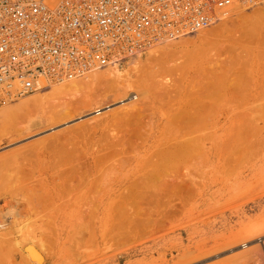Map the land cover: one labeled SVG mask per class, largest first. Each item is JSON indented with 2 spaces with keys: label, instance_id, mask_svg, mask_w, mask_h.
Segmentation results:
<instances>
[{
  "label": "rangeland",
  "instance_id": "rangeland-1",
  "mask_svg": "<svg viewBox=\"0 0 264 264\" xmlns=\"http://www.w3.org/2000/svg\"><path fill=\"white\" fill-rule=\"evenodd\" d=\"M229 16L223 26L214 25L216 31L225 28L217 37L206 35L204 42L198 33L183 37L185 45L170 50L165 66L159 64L165 69L152 66L154 71L161 68L154 72L159 81L147 70L140 72L142 77L134 75L135 87L155 79L161 86L152 87L154 93L145 100L139 96L138 111L131 110L134 89H129L125 97L107 96L67 120L45 122L20 134L0 129V237L12 234L0 239V264L23 263L18 247L10 252L8 247L21 242L30 228L38 247H46L45 264H178L188 262L189 253L188 258H209L225 246L235 250L228 260L251 259L239 245L264 233V5L245 6L244 13ZM165 43L154 48H165ZM98 109L100 115L95 114ZM99 118L102 123L95 124ZM130 131L144 138L136 145L140 147H133L135 152L122 146ZM81 163L91 166L89 179L79 175L86 183L77 174ZM107 163L118 164L113 167L117 176L105 188L109 193L101 189L94 195ZM78 180L86 187L75 193ZM89 189L95 197L86 200L88 209L84 198ZM97 196H102L98 204ZM57 221L70 224L60 227Z\"/></svg>",
  "mask_w": 264,
  "mask_h": 264
},
{
  "label": "built area",
  "instance_id": "built-area-1",
  "mask_svg": "<svg viewBox=\"0 0 264 264\" xmlns=\"http://www.w3.org/2000/svg\"><path fill=\"white\" fill-rule=\"evenodd\" d=\"M264 0H0V108L196 34L234 3Z\"/></svg>",
  "mask_w": 264,
  "mask_h": 264
},
{
  "label": "bare ground",
  "instance_id": "bare-ground-1",
  "mask_svg": "<svg viewBox=\"0 0 264 264\" xmlns=\"http://www.w3.org/2000/svg\"><path fill=\"white\" fill-rule=\"evenodd\" d=\"M264 5V4H263ZM250 8V7H249ZM255 8V7H254ZM248 9V8H247ZM244 11H245V6H243V5H240L238 2H234L229 8H228V15H230L229 17H231V16H233V15H236V14H239V13H244ZM234 18V17H233ZM228 18H227V16L226 17H221V19H219V21L217 22V25L219 24H224V20H227ZM230 20H232V19H230ZM222 22V23H221ZM230 22H228V24H229ZM227 24V25H228ZM231 24V23H230ZM214 25H216V24H214ZM214 25H212L209 29L207 28V29H204V30H201V31H199V32H197L198 33V37L200 38V39H202L201 41H203V40H206V38H208L206 35H210V37L211 36H216L217 37V35H215V34H217V33H219V31H222V29H223V27L220 29L219 27V31L217 30L216 31V29H215V27L216 26H214ZM220 25V26H221ZM214 26V27H213ZM223 26V25H222ZM212 27H213V29H215L213 32H215L213 35H211V33L210 32H208V31H211V29H212ZM225 29V28H224ZM224 29H223V31H224ZM217 32V33H216ZM210 33V34H209ZM221 33V32H220ZM187 37V36H186ZM212 38V37H211ZM214 38V37H213ZM184 38H181L180 40H177V41H175V40H173V41H168V44L167 43H165V44H167V46H165V48H158V49H156V48H154V47H152V48H149V49H146L145 51H143V52H140L136 57H134V58H131V60L130 61H132V62H130L129 60V63L128 62H122V63H116V64H113L112 66H110L109 67V70H108V72L107 73H105V74H99V73H92V74H86L85 76H83V77H78V78H72V79H69V80H65V81H62V82H57V83H54V82H50V83H47V84H45L44 85V89L43 90H41V91H39V92H37L38 94H32L31 96L30 95H28V96H30L29 98H26V99H24V100H21L20 102H18V103H13V104H8V105H6L5 107H2V108H0V129H6L7 130V135H9L8 134V132L10 133L11 132V134L12 133H14V134H20V133H22V132H24V131H30V130H34V129H37V128H40L45 122H49V123H53V122H57V121H63V120H67V119H69L70 117H71V115H72V113H74L75 111H77V110H79V109H83V108H81V107H92L93 105H96V104H98V103H100L101 101H102V99H104L105 97H107V96H110V95H115L116 97H118V99H120V98H123V97H125L129 92H128V90L129 89H134V95H133V97H131L130 98V100L131 101H134L132 104H131V106H132V108H131V110H136L139 106H141V105H137V104H135V102L139 99H141V98H139V96H144L145 98H144V100L146 99V98H148V95L150 94L151 95V91H153L154 89H157L158 87H161V86H159L160 85V83L158 84V85H156L157 83H158V81H159V79L155 76V73L156 72H161V68L162 69H165V67H163V66H160L159 64H161V63H163L164 64V66L166 65V63H164L165 61H163L164 59H165V57H169L171 54H170V50H174V51H176L175 49H178L179 47H181L182 45H185L184 44V42L182 41ZM209 39V38H208ZM184 41H185V39H184ZM167 42V41H166ZM186 42V41H185ZM204 42V41H203ZM206 42V41H205ZM210 43V42H209ZM158 46V45H157ZM164 47V46H163ZM177 52V51H176ZM175 52V53H176ZM179 52V51H178ZM182 52V51H181ZM172 53V52H171ZM174 53V54H175ZM180 53V52H179ZM178 53V54H179ZM170 54V55H169ZM178 54H177V56H178ZM168 55V56H167ZM173 57V56H172ZM175 57V56H174ZM124 63H128V64H125L126 65V68H124V69H122L121 67H120V65H122V64H124ZM130 63H131V66H130ZM167 64H169V63H167ZM153 65H158V66H160L161 68H160V70L158 71H154V70H152V66ZM154 67V66H153ZM156 67V66H155ZM157 68V67H156ZM158 69H159V67H158ZM167 69V68H166ZM145 70H147L146 71V73L148 72H150V73H154V74H151V76L150 77H152L153 75L155 76L154 78H157V80L158 81H156V79L154 80V78H153V80L154 81H152V80H150L149 81V83L151 82H153L152 83V85H151V83L148 85V86H145V87H142L140 84L141 83H143L142 85L144 86V83H147V82H143L142 80H141V82H140V79L139 80H136V81H139L138 83H140L139 85L141 86H139V88L138 87H135V81L133 82V80L132 79H137L134 75L135 74H137V73H139V75H138V77L140 76V75H142V74H140V72L142 73V72H144ZM171 70V69H170ZM165 71V70H164ZM164 71H162V72H164ZM145 73V74H146ZM147 73V74H148ZM165 73V72H164ZM170 73H171V71H170ZM146 74V75H147ZM157 74V73H156ZM159 75V74H158ZM142 76H144V75H142ZM142 76H140V77H142ZM143 79V78H142ZM146 79H147V77H146ZM150 79V78H149ZM148 80V79H147ZM157 83H156V82ZM154 82H155V84H154ZM160 82H162V81H160ZM264 82V81H263ZM137 83V82H136ZM148 84V83H147ZM161 84H163L162 86H164L165 84L164 83H161ZM138 85V84H137ZM155 86V87H154ZM152 87H154V89L152 88ZM157 87V88H156ZM152 88V89H151ZM153 93H154V91H153ZM28 96H26V97H28ZM262 96V95H261ZM143 98V97H142ZM262 98V97H261ZM260 99V98H259ZM140 102H141V100H140ZM141 104V103H140ZM135 105V106H134ZM138 106V107H137ZM136 107V109H134ZM142 108V107H141ZM140 109V108H139ZM139 109H137V111L139 110ZM131 110H130V112H131ZM205 110V109H204ZM203 110V111H204ZM136 111V112H137ZM102 113V111L100 110V109H98L96 112H95V114H97V115H100ZM206 116H207V114H206ZM200 117H203V116H200ZM187 118V117H186ZM183 119H185V118H183ZM101 120V118H99V119H97L96 120V123L95 124H97L98 123V125H100V123H102V121L99 123V121ZM189 120V119H188ZM193 120V119H192ZM180 121V120H179ZM185 121V120H184ZM190 121V120H189ZM189 123V122H188ZM188 123L186 124V123H184V124H186V125H188ZM142 125V124H141ZM181 125V124H180ZM179 125V126H180ZM137 126V125H136ZM139 126V125H138ZM188 127H189V125H188ZM138 129V128H137ZM141 129H144L143 128V126H142V128ZM10 130V131H9ZM139 130V129H138ZM181 130H183V129H181ZM1 132H3L4 133V130L3 131H1ZM6 133V132H5ZM110 136V135H109ZM141 136H142V133L140 134V132L139 133H136V131H130L128 134H127V137L125 138V140H124V142H123V144H122V146L123 147H126V146H129V148L127 147V149H125L124 150V148H123V150L124 151H126V150H128V151H130V149H131V152H133L134 150H132V149H136V147H140V146H136L137 144L138 145H140L139 144V141L140 140H143L144 138H141ZM205 137V136H204ZM105 138H106V136H105ZM105 138H103V139H105ZM206 138V137H205ZM115 139V138H114ZM208 139V138H207ZM171 142H172V140H171ZM170 142V143H171ZM111 144V143H110ZM118 144V143H117ZM168 144V143H167ZM219 144V143H218ZM115 145V144H114ZM134 146H136L135 148H133ZM164 146H167V145H164ZM180 146V145H179ZM105 147V146H104ZM107 147V146H106ZM163 147V146H162ZM197 148V147H196ZM199 148H200V146H199ZM160 149H161V147H160ZM164 149V148H163ZM182 149V148H181ZM109 150V149H108ZM136 150H138V148L136 149ZM177 150V149H176ZM99 151V150H98ZM123 151V153H125ZM197 151V150H196ZM54 152V151H53ZM56 152V151H55ZM74 152V151H73ZM72 152V153H73ZM135 152V151H134ZM199 152V151H198ZM201 152V151H200ZM80 153V152H79ZM82 153V152H81ZM114 153V152H113ZM117 153V152H116ZM120 153V152H119ZM119 153H117V154H119ZM130 153V152H129ZM61 154V153H60ZM65 154V153H64ZM83 154V153H82ZM115 154V153H114ZM136 154V153H135ZM135 154H133V155H135ZM162 153H160V155H161ZM58 155V154H57ZM63 155V154H62ZM103 155V154H102ZM106 155H108V154H106ZM157 155H159V154H157ZM64 156V155H63ZM66 156V155H65ZM64 156V157H65ZM75 156V155H74ZM84 156V155H83ZM86 156V155H85ZM85 156H84V158H85ZM113 156V155H112ZM118 156V155H117ZM119 156H121V155H119ZM60 157V156H59ZM58 157V158H59ZM68 157V156H67ZM72 157H73V155H72ZM81 158H82V156H80ZM87 157V156H86ZM200 157V156H199ZM53 158V157H52ZM70 158H71V156H70ZM75 158H76V156H75ZM83 158V160H85V162L84 163H86V159H84ZM99 158V157H98ZM111 158V157H110ZM113 158H114V156H113ZM116 158V157H115ZM163 158V157H162ZM202 158V155H201V157L199 158V160ZM69 160V159H68ZM73 160V159H72ZM77 160H79V158H77L75 161H77ZM107 160V159H106ZM113 160V159H112ZM120 160V159H119ZM74 161V162H75ZM82 161V160H81ZM80 161V162H81ZM101 161H102V159H101ZM108 161V160H107ZM202 161V160H201ZM67 162V161H66ZM74 162H73V164L72 165H74ZM78 162V161H77ZM76 162V163H77ZM79 162V163H80ZM83 162V161H82ZM88 162V161H87ZM97 162V161H96ZM114 162V161H113ZM119 162V161H118ZM197 162V161H196ZM200 162V161H199ZM64 163V162H63ZM70 163H72V161L70 162ZM70 163H68V164H70ZM121 163V162H120ZM203 163H205V162H203ZM202 162H201V165L203 164ZM62 164V163H61ZM82 164V163H81ZM117 164V163H116ZM78 165V164H77ZM83 165V167L81 166L80 168H78V170L80 171V173H77L78 174V177H79V175H80V177H86L87 176V174L89 173V171H90V168H89V164H82ZM87 165H89V166H87ZM101 165V164H100ZM107 165H108V163H107ZM0 166H2L3 167V165H0ZM105 166V165H104ZM108 166H110V164L108 165ZM117 166H118V164H117ZM116 165L114 166V165H112V167L110 166V167H108L109 169H107V166H106V168L105 167H102V168H104L102 171H100V173H101V175H102V177H100L101 179L99 180L100 181V184L98 185L99 187L97 188L96 186V190L97 191H94L93 192V194L94 193H96V192H100L101 193V189L103 190V192H104V194H106V193H109V187H107V189H105L106 188V186L108 185V184H110L111 183V181H112V179H113V175H115L114 174V171L116 170V172L118 171L117 170V168L119 167H117ZM69 167L71 168V166L69 165ZM79 167V166H78ZM91 167V166H90ZM113 167H117L115 170L113 169ZM176 168V167H175ZM181 168V167H180ZM203 168V167H202ZM1 169V168H0ZM185 169V168H184ZM199 169V168H198ZM3 170V169H2ZM75 171V170H74ZM78 171V172H79ZM182 171V170H181ZM0 172H1V170H0ZM71 172V171H70ZM83 172V173H82ZM188 173V172H187ZM73 174V173H72ZM90 174V173H89ZM89 174H88V176H89ZM177 174V173H176ZM178 174H181L180 176H181V178H184V176L182 177V173L180 172V173H178ZM177 174V175H178ZM100 175V176H101ZM184 175H185V172H184ZM189 175V174H188ZM87 176V178L89 179V177ZM115 176H117V175H115ZM180 176H178V179H180L179 177ZM2 177V176H1ZM79 177V178H80ZM85 177H84V179L83 180H85L86 181V179H85ZM186 177V176H185ZM78 178V179H79ZM167 178V177H166ZM171 178H172V176H171ZM170 178V179H171ZM173 178H175L174 176H173ZM81 179V178H80ZM169 179V180H170ZM189 179V178H188ZM191 179V178H190ZM76 180H77V178H76ZM82 180V179H81ZM82 180V183L83 182H85V181H83ZM181 180V179H180ZM186 180H187V178H186ZM185 180V181H186ZM4 181H6V180H4ZM11 181H12V179H11ZM79 181L80 180H78V183H76V186L74 187L75 189L73 190V191H75V193L79 190V189H81V188H83V187H86V186H83L84 184H82L81 185V183H79ZM165 181V180H164ZM183 181H184V179H183ZM76 182V181H75ZM89 182V181H88ZM136 182V181H135ZM173 182V181H172ZM171 182V183H172ZM182 182V181H181ZM180 182V183H181ZM11 183V182H10ZM183 183V182H182ZM75 184V183H74ZM95 184V183H94ZM184 184H185V182H184ZM5 185V184H4ZM86 185V184H85ZM170 185V184H169ZM74 186V185H73ZM80 186H83V187H80ZM94 186V185H93ZM103 186H104V189H103ZM172 187V186H171ZM166 188V187H165ZM168 188V187H167ZM94 189V190H95ZM169 189V188H168ZM70 190V189H69ZM99 190V191H98ZM71 191V190H70ZM89 191H90V189H89ZM88 191V192H89ZM155 193H157V192H159V190H156V191H154ZM153 192V193H154ZM148 193H150V192H148ZM163 193V192H162ZM93 194L91 193V191L87 194V197L86 198H84L85 199V201L87 200V201H89V200H93L92 198H90V197H92L93 196ZM144 194V193H143ZM146 194V193H145ZM144 194V195H145ZM160 195H161V192L159 193ZM95 195V194H94ZM96 195H97V193H96ZM139 195V194H138ZM151 195V194H150ZM154 196H156V194H153ZM89 196V197H88ZM124 196V195H123ZM158 196V195H157ZM93 197H95V196H93ZM90 198V199H89ZM100 198V199H99ZM101 198H102V196L101 197H98L97 196V203L96 204H98V202H99V200H101ZM83 200V199H82ZM96 200V199H95ZM87 201L85 202L86 204H87ZM94 202V201H93ZM96 202V201H95ZM91 204V203H90ZM95 204V203H94ZM95 204V205H96ZM88 205V204H87ZM83 207H85L84 206V204H83ZM92 207H93V205H92ZM95 208H98L97 207V205L95 206ZM86 209V208H85ZM88 209H89V205H88ZM88 209H87V211H88ZM91 209H93V208H91ZM95 210V209H94ZM120 210V209H119ZM86 211V215L88 214V212ZM90 211V210H89ZM94 212V211H93ZM83 213V212H82ZM90 213H92V211H90ZM85 214V213H84ZM83 214V215H84ZM119 214V213H118ZM121 214H122V212H121ZM89 215L90 214H88V219H89ZM93 215V214H92ZM66 216V218H67V215H65ZM82 216V215H81ZM83 217H85V215L83 216ZM83 217H82V219H83ZM122 217V216H121ZM65 218V219H66ZM12 219V218H11ZM10 219V220H11ZM86 219V218H85ZM85 219H84V221H85ZM91 219H93V217L91 218ZM90 219V220H91ZM121 219V218H120ZM119 219V220H120ZM31 220V219H30ZM116 220H118V219H116ZM6 221V220H5ZM84 221H82V223H85ZM87 221V220H86ZM14 222H15V220H14ZM17 222V221H16ZM19 222V221H18ZM18 222L16 223L17 225H18ZM27 222V221H26ZM25 222V223H26ZM90 222H92V220L90 221ZM114 222V221H113ZM9 223V222H8ZM23 223V222H22ZM121 223V222H120ZM11 224H13V226H15L16 224L15 223H12L11 222ZM15 224V225H14ZM29 224H30V222H29ZM61 224V225H60ZM68 224H70V223H66V222H58L57 221V226H60V227H63V226H67ZM88 224H89V221H88ZM92 224V223H91ZM23 225V224H22ZM26 225H27V223H26ZM90 225V224H89ZM92 225H94V223L92 224ZM114 225V224H113ZM19 226H20V224H19ZM79 226V225H78ZM115 226V225H114ZM119 226V225H118ZM122 226H123V224H122ZM1 227L3 228L4 227V225H1ZM21 227V226H20ZM18 227V226H16V228H17V230L16 231H18L19 229H20V234H21V228H23V227ZM25 227V226H24ZM30 227V226H29ZM84 228H86L87 227V224H86V227L85 226H83ZM123 227H125V226H123ZM2 228H0V229H2ZM26 228L27 227H25L24 228V230L25 231H23L22 230V232H27V230H26ZM112 228H113V226H112ZM111 228V229H112ZM117 227H115L114 229H112V230H114L115 231V229H116ZM119 228H121V225H120V227ZM28 229V228H27ZM31 229V228H30ZM30 229L28 230V233H27V235L26 234H24L25 236H23V240L21 241V242H16V244H14V245H12V247L13 246H17L18 247V249L21 251V254H22V259H23V263L22 264H45L46 263V257L44 256V253H43V251H45V250H43L44 248H46L45 246L42 248V250L38 247V245L36 244L37 243V241H38V239L37 238H35V237H33V234H34V231H33V229L30 231ZM123 230L125 229V228H122ZM121 229V230H122ZM36 230V229H35ZM78 230V229H77ZM117 230V229H116ZM30 231V232H29ZM37 231V230H36ZM84 231H86V230H84ZM113 231V232H114ZM33 232V234H31ZM88 232V231H87ZM86 232V233H87ZM90 232V231H89ZM109 232V231H108ZM112 232V233H113ZM4 233V232H3ZM2 233V234H3ZM6 233V232H5ZM18 233H19V231H18ZM30 233V234H29ZM122 233H124V232H122ZM84 234V233H83ZM89 234H91V233H89ZM92 234H93V231H92ZM117 234V233H116ZM126 233H124L123 235H125ZM8 235H11L12 236V234H11V232H8V234L7 235H5L4 234V238H6V237H8ZM32 235V236H31ZM81 235V234H80ZM85 235V234H84ZM120 235V234H119ZM127 235V234H126ZM125 235V236H126ZM6 236V237H5ZM117 236V235H116ZM124 236V237H125ZM42 237V236H41ZM93 237V236H92ZM100 237V236H99ZM98 237V238H99ZM123 236H122V240H123V238H124ZM2 238L3 237H0V239L2 240ZM3 238V239H4ZM84 238H85V236H84ZM90 238V237H89ZM94 238V237H93ZM107 238V237H106ZM119 238V237H118ZM118 238H116V239H118ZM120 238H121V235H120ZM119 238V239H120ZM254 238V239H253ZM15 239V238H14ZM37 239V241H35ZM44 239V238H43ZM81 239H82V237H81ZM81 239H79V241L81 240ZM87 239V238H86ZM114 239V238H113ZM112 239V240H113ZM5 240V239H4ZM121 240V239H120ZM121 240V241H122ZM125 240V239H124ZM3 241V240H2ZM42 241V240H41ZM76 241H78V238H77V240ZM90 241H91V239H90ZM89 241V242H90ZM93 241V240H92ZM119 241V240H118ZM5 242V241H4ZM7 242V241H6ZM10 242V241H9ZM83 242H85V241H83ZM94 242V241H93ZM96 242V241H95ZM113 242V241H112ZM1 243V242H0ZM42 243H43V241H42ZM4 244V243H3ZM89 244V243H88ZM113 244H114V242H113ZM119 244H121L122 245V243L119 241ZM119 244H118V247H119ZM123 244H124V242H123ZM10 245V244H9ZM39 245H41L42 246V244H40L39 243ZM83 245V244H82ZM81 245V246H82ZM95 245V244H94ZM120 245V246H121ZM86 246H87V244H86ZM117 246V245H116ZM240 246V247H239ZM239 246H237V247H239V249L240 248H245L246 250L244 251V253H246L247 255H249V256H251L252 255V257H251V259L249 258V259H246V260H238V259H234V260H228L230 257H232L233 256V254L235 253L234 251V249H230L229 247H227V246H225V247H221V248H217V249H215L212 253H210L209 251V253L211 254V255H214V256H212V257H209V258H204V256H200V254H197L196 256H193V258L191 257V258H188V257H190L191 255V253H189V255H185V256H187L186 258L187 259H190L188 262H184V261H182V262H178V264H188L189 262H192V263H190V264H203V263H208L210 260H213V259H220V258H224L223 260L221 259V261L219 262V264H264V233L263 234H259V235H257L256 237H252V238H250L249 240H244V242L241 244V245H239ZM83 247H84V245H83ZM82 247V248H83ZM93 247H95V246H93ZM4 248V247H3ZM9 249H8V251L10 250V251H12V250H14V249H17V248H15V247H13V248H11V246L10 247H8ZM89 248V247H88ZM117 248V247H116ZM12 249V250H11ZM96 249V248H95ZM4 250V249H3ZM6 250V251H5ZM4 251L5 252H7L6 254H7V256H8V254H11V253H8V251H7V249H5ZM2 251V250H1ZM9 251V252H10ZM97 250H95V252H96ZM199 251V250H198ZM197 251V252H198ZM201 251V250H200ZM16 252H18L17 250H16ZM194 252V251H193ZM13 253H15V252H13ZM199 253V252H198ZM208 253V254H209ZM184 254V253H183ZM12 255V254H11ZM203 255H205V254H203ZM228 255H229V258H228ZM6 256V255H5ZM79 256V255H78ZM207 256V255H206ZM227 256V257H226ZM10 257V256H9ZM13 257V256H12ZM181 257V256H180ZM227 259H226V258ZM179 258V257H178ZM180 259V258H179ZM9 261V260H8ZM181 261V260H180ZM92 262V261H91ZM9 263H11V262H9ZM160 263V262H159ZM173 263V262H172ZM2 264V263H1ZM156 264H158V263H156ZM161 264H163V263H161Z\"/></svg>",
  "mask_w": 264,
  "mask_h": 264
}]
</instances>
